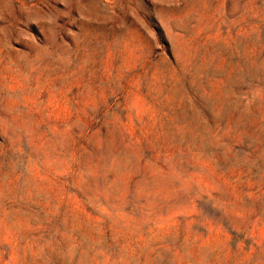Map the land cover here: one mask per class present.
<instances>
[{
	"label": "rangeland",
	"instance_id": "rangeland-1",
	"mask_svg": "<svg viewBox=\"0 0 264 264\" xmlns=\"http://www.w3.org/2000/svg\"><path fill=\"white\" fill-rule=\"evenodd\" d=\"M0 264H264V0H0Z\"/></svg>",
	"mask_w": 264,
	"mask_h": 264
}]
</instances>
